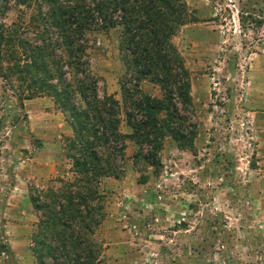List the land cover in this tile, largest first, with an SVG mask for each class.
<instances>
[{"label": "rangeland", "instance_id": "1", "mask_svg": "<svg viewBox=\"0 0 264 264\" xmlns=\"http://www.w3.org/2000/svg\"><path fill=\"white\" fill-rule=\"evenodd\" d=\"M43 2L0 0V264H38L34 204L74 177L64 114L46 87L5 69L42 37L54 39ZM185 2L191 20L171 41L188 71L192 152L165 139L154 173L133 165L125 140L123 174L100 181L103 220L86 235L101 244L104 264H264V0ZM87 39L98 94L119 100L116 31ZM59 54L55 47L53 59ZM57 70L71 75L63 58ZM140 88L160 96L151 84ZM118 129L129 132L122 116Z\"/></svg>", "mask_w": 264, "mask_h": 264}, {"label": "trees", "instance_id": "2", "mask_svg": "<svg viewBox=\"0 0 264 264\" xmlns=\"http://www.w3.org/2000/svg\"><path fill=\"white\" fill-rule=\"evenodd\" d=\"M25 1L30 0H18ZM43 7V27L54 39L42 37L27 59L8 62L5 69L19 78L27 75L34 87H46L64 114L72 135L67 151L74 177L58 179L60 186L42 193V202L34 204L41 214L34 253L38 264H104L101 244L86 235L103 220L100 181L123 174L125 140L135 146L133 165L154 173L161 166L158 155L165 139L192 152L196 125L188 116L193 112L188 71L171 41L191 15L185 0H44ZM112 30L123 70L119 100L98 94L85 54L87 34ZM55 47L63 56L58 60L52 56ZM62 58L72 75L67 79L57 70ZM55 78V85L47 83ZM142 82L155 86L160 96L144 93ZM120 116L127 134L118 129ZM144 183L140 175L138 184ZM46 258L50 260L43 263Z\"/></svg>", "mask_w": 264, "mask_h": 264}]
</instances>
